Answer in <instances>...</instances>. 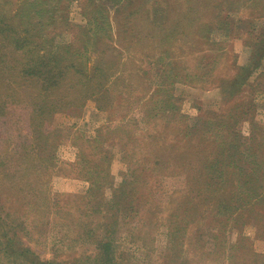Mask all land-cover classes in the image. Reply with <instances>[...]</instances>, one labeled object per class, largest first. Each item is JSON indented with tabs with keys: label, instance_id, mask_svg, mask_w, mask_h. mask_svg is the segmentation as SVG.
<instances>
[{
	"label": "rangeland",
	"instance_id": "374dc122",
	"mask_svg": "<svg viewBox=\"0 0 264 264\" xmlns=\"http://www.w3.org/2000/svg\"><path fill=\"white\" fill-rule=\"evenodd\" d=\"M87 1L61 0L48 30L102 88L53 113L40 169L0 137V264H100V241L112 264H264V53L225 90L264 16L247 0ZM51 2L4 8L35 29Z\"/></svg>",
	"mask_w": 264,
	"mask_h": 264
},
{
	"label": "trees",
	"instance_id": "16d2710c",
	"mask_svg": "<svg viewBox=\"0 0 264 264\" xmlns=\"http://www.w3.org/2000/svg\"><path fill=\"white\" fill-rule=\"evenodd\" d=\"M60 1L52 0L46 8L42 7L40 12H44V16L38 22L39 27L29 29L27 24L23 27L22 20L16 19V15L17 17L21 16L20 10L22 8L19 9L18 14L10 16L8 9L4 8V6L7 7L6 2L8 3V0H0V137H3L5 132L10 131V135L14 136L12 139L15 144H18V139L22 141L18 147L20 155L35 152V157H32L34 162H32L34 164L32 168H39L38 164L42 163L37 161L38 157L36 156L45 151L48 140L51 141L57 137L52 132L45 130L53 118V113L66 111L72 107L78 109L84 105L87 98L97 95L102 88L101 83L96 82V78L88 79L78 64L65 62V46L61 45L58 52L54 51V37H50L48 29L57 22L56 18L59 17L57 6ZM88 1L87 3L93 11L99 8L98 0ZM194 1L188 0L187 10L189 13L195 14L196 11H192ZM247 1H250L248 3L250 6L263 9L259 12L255 9L253 12L259 16H264V4H261V0ZM217 10L218 7L215 6L206 11L215 15L219 12ZM183 15L182 13L180 17ZM202 15L203 13L200 16ZM183 21L181 24L179 23L180 30ZM36 24L37 22H33L32 27H35ZM191 25V21H189L186 27H191ZM180 30L179 28L178 30L173 29L166 41L169 44H174L176 41L186 40L182 38L184 36L179 38L186 30L178 32ZM198 34L192 32L191 35ZM73 44L77 45L76 43ZM43 47L47 48L43 50ZM258 51L264 53V32L259 34L247 65L235 66L236 74L234 73V78L231 77L230 83L225 87L230 98L237 92L241 84L245 85L247 79L258 68L256 64L257 56H259ZM23 130L27 131L22 133ZM24 144L26 145L24 146ZM31 156L34 155L31 154ZM25 158L27 157H24L23 161ZM6 227V224L2 223L0 219V233L7 232ZM8 243V247H12L10 240ZM99 247L102 249L99 258L100 264H112L111 245L107 241H100ZM16 255L21 256L20 253H16ZM25 261L27 263V260Z\"/></svg>",
	"mask_w": 264,
	"mask_h": 264
}]
</instances>
